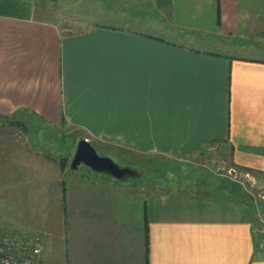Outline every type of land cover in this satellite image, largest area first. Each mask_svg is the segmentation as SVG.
I'll return each instance as SVG.
<instances>
[{"label": "crops", "instance_id": "1", "mask_svg": "<svg viewBox=\"0 0 264 264\" xmlns=\"http://www.w3.org/2000/svg\"><path fill=\"white\" fill-rule=\"evenodd\" d=\"M167 1L174 39L131 22L75 29L0 0V117L79 130L135 172L81 182L0 118V223L46 236L37 264H264V57L245 55L264 0ZM158 157L182 170L140 182Z\"/></svg>", "mask_w": 264, "mask_h": 264}, {"label": "rangeland", "instance_id": "2", "mask_svg": "<svg viewBox=\"0 0 264 264\" xmlns=\"http://www.w3.org/2000/svg\"><path fill=\"white\" fill-rule=\"evenodd\" d=\"M19 1V0H16ZM24 1V0H22ZM26 1V0H25ZM29 2H33L34 4L38 5V7H45L48 8L46 11L47 13L43 14L41 13V10L36 13L37 17L45 18L48 20H52L55 22H58L60 24L63 23H74L72 28L78 29V28H85L90 27L95 24H124L126 22H131V26H140L141 30H145V32H150L152 34L160 35L166 39H174V36L170 33H167L166 31H163L161 29L162 25H166L167 20L169 19L168 15V1L167 0H27ZM16 11L19 14H28V10H21L19 8H16ZM132 22H135L132 23ZM145 22H151L152 29H149L147 26L143 28V26L138 24H143ZM130 24V23H128ZM262 41L259 49V52H252L251 47L255 46V41ZM247 51L245 55L249 56H258V57H264V36L259 34H254L248 42ZM35 122H30L28 125H26L27 129L24 126V129L21 130V132L24 134L25 139L27 142L23 143L24 146L26 145L27 150H32V154L37 153L41 155V159L47 158L48 154L54 155V156H64V151L66 148L68 149L69 155L71 156L70 159V165L71 161L75 155L79 139L78 137L82 135V132L79 130L67 129L66 130H55L51 128L50 132H45L41 126L35 127L33 124ZM2 125V124H1ZM54 134V135H53ZM63 134L64 141H60L56 139L57 137L60 139ZM13 142V141H12ZM97 152L101 156H107L112 158L116 163H118L121 167H127L128 164V157L127 152L123 150L115 151V149L111 148L109 149L106 146H99L96 144L95 146ZM113 149V151H112ZM25 150V151H27ZM40 152V153H39ZM36 154V155H37ZM35 156V154L33 155ZM146 160V159H145ZM144 160V161H145ZM142 161V164H146L145 166H141L143 169L144 167L148 169L147 175L140 181V182H148L153 183V178H158L161 173H165L164 171L170 169L171 171H179V169L182 170V166L178 165L176 163H170L167 158H151L147 162ZM164 162L166 163L165 166H162L161 164ZM67 167L65 170L67 172L68 176H74L77 180L85 183L89 182H95V179H99L100 183H109V182H115L118 184H121L122 182L115 177H112L108 174H102L93 171L88 166L81 164L80 167L73 171L71 167ZM195 164L190 163L185 165L188 167V169H194L192 172H195L198 167L194 166ZM159 166V168H158ZM139 168V166H136ZM161 168V170H160ZM159 170V171H158ZM145 174V173H144ZM142 174V175H144ZM229 174V173H228ZM174 175H177L174 173ZM230 175V174H229ZM147 176V177H146ZM172 176V175H171ZM205 179H207L206 175H203ZM227 181H232L230 178H227L225 175ZM132 179L131 177L126 178L125 180ZM140 177L137 176L136 182L139 181ZM214 180V179H213ZM217 180V179H215ZM132 181V180H131ZM133 182V181H132ZM218 182V181H217ZM248 182H246L247 184ZM250 183V182H249ZM174 184V183H172ZM175 185V184H174ZM248 193L253 195V197L258 198V194L260 193V190L258 189H252L251 186L248 187ZM37 203H40L42 198H35ZM23 201H19V205ZM261 209L264 210V207ZM4 214L10 215L13 213V210L6 206V208L3 209ZM180 214V213H177ZM18 215H22V210L18 209ZM264 224V221L259 222V227L262 230V224ZM8 230L9 232H12L15 230H21L16 229L15 227L11 225H4L3 223H0V231ZM8 228V229H7ZM1 231V232H2ZM16 231H14L15 233ZM22 232V231H21ZM3 233V232H2ZM8 233V232H7ZM19 233V235H25V236H34L33 234H29L24 231V233ZM40 235V234H39ZM38 235V236H39ZM42 239V250L41 255L37 256V262L40 261L46 262V236L42 235L39 236Z\"/></svg>", "mask_w": 264, "mask_h": 264}, {"label": "built area", "instance_id": "3", "mask_svg": "<svg viewBox=\"0 0 264 264\" xmlns=\"http://www.w3.org/2000/svg\"><path fill=\"white\" fill-rule=\"evenodd\" d=\"M229 171L232 178L241 175ZM239 176V177H238ZM264 226V224L262 223ZM2 231V230H1ZM0 231V264H37L41 254L42 239L38 235L25 236L19 233ZM8 232V233H7Z\"/></svg>", "mask_w": 264, "mask_h": 264}, {"label": "water", "instance_id": "4", "mask_svg": "<svg viewBox=\"0 0 264 264\" xmlns=\"http://www.w3.org/2000/svg\"><path fill=\"white\" fill-rule=\"evenodd\" d=\"M82 163L97 172L108 173L118 179L127 178L135 174L133 169L121 167L112 158L101 156L87 139L79 141L71 167L77 169Z\"/></svg>", "mask_w": 264, "mask_h": 264}, {"label": "trees", "instance_id": "5", "mask_svg": "<svg viewBox=\"0 0 264 264\" xmlns=\"http://www.w3.org/2000/svg\"><path fill=\"white\" fill-rule=\"evenodd\" d=\"M0 118L3 119V120L0 119L2 124H4V125H14V126H17V127L21 128L22 130L24 129V126L27 129L26 125H28V123H29L28 121L15 120L14 118H11V117H8V116H6V117L3 116V117H0ZM33 125L35 127L41 126V124L39 122H35ZM41 127H42V129L45 132L46 131L47 132H50L51 131V129H49L47 126H41ZM59 136H61L60 139L58 137L56 139H58L60 141H64L63 134L62 135H59ZM63 154H64V156H58V157L57 156H54V155H50V154H48V156H47V157L55 160L56 162H58L59 165H60V167H61V170L62 171H64L67 167H69V165H70V159H71V156L69 155V152H68V149L67 148H66V150L64 151ZM161 165L162 166H165L166 163L164 164V162H163ZM158 168H159V166H158ZM160 170H161V168H160ZM180 176L181 175L179 174V176H177V177H180ZM161 177H164V175L161 174L160 176H158V178H153V182L156 181V180H158V179H160ZM261 227H262V230L264 231V226L262 225ZM14 231L20 232V231L15 230V229L12 232H14ZM20 233H22V232H20Z\"/></svg>", "mask_w": 264, "mask_h": 264}]
</instances>
